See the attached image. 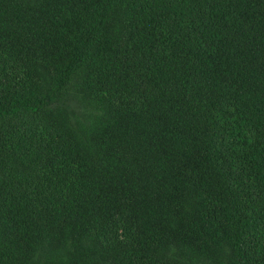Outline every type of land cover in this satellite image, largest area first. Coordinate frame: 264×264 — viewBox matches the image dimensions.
Instances as JSON below:
<instances>
[{"label": "trees", "instance_id": "obj_1", "mask_svg": "<svg viewBox=\"0 0 264 264\" xmlns=\"http://www.w3.org/2000/svg\"><path fill=\"white\" fill-rule=\"evenodd\" d=\"M0 264H264V0H0Z\"/></svg>", "mask_w": 264, "mask_h": 264}]
</instances>
